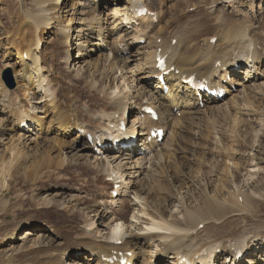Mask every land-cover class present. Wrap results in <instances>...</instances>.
<instances>
[{
	"label": "rangeland",
	"instance_id": "rangeland-1",
	"mask_svg": "<svg viewBox=\"0 0 264 264\" xmlns=\"http://www.w3.org/2000/svg\"><path fill=\"white\" fill-rule=\"evenodd\" d=\"M150 1L151 5H157V7H159L158 9L166 11L167 17L170 16L169 18H171L172 16L174 18V25H176L178 19L181 24L184 23L185 25H188V27H192L193 23H196L197 21L203 22V24L201 23L195 28V36L198 37V42L202 45V40L209 36L212 30H214V26H212L211 23L217 21L218 16H223L225 17V21L232 23L247 19L257 25L258 31H264V0H161V4L159 3L160 0ZM66 2L67 4L64 5L58 4L56 0L52 2V8H55V11L59 10L56 12V15H59V18L54 21L52 25H49V29L52 28L49 33L43 35V30L40 33L44 38L40 43L42 49H39V53L42 57V65L48 69L44 70V73L48 74L46 82L53 79L60 81L58 88L62 91H59V98L62 99L66 105L71 104L72 110H75L76 106L81 109L83 108L88 112V105L92 109L99 106V102H96L97 98H95V92L90 91L87 88L89 83H84L82 79H77V68L80 65L68 64V66L65 61V53L68 47L71 48V57L75 58L78 54V49H76L75 46H77L76 43L78 42L77 40H79L78 34L83 33V31L79 32L77 29L80 20L83 17L81 14L83 4L75 6L76 2H74V6L72 7L73 0H67ZM81 2L84 3L85 1ZM98 4L96 14L104 18L108 17L110 18V21H113V15H111L112 18L109 17V13H112L111 8L115 5L113 0H98ZM76 10H78L77 13ZM85 10L86 12L84 13L86 14H84V17L88 20L91 19L94 15V11L89 7H86ZM33 14H38V9L34 0H0V19L2 21V26H0V40L1 38L2 40L0 44L2 43L5 45L1 48L0 53L3 54L5 52L6 47H8V44H6V38L11 37V34L8 35L5 33V30L7 29V31L10 32L17 30L22 35L24 32L28 35V29L31 28L29 24L31 23ZM71 17H74L75 20L68 22L67 19ZM28 18L30 19V23L23 26L21 24L22 20ZM163 24L164 22L158 24L156 29L154 28L152 30L151 35L163 26ZM102 26L106 27L108 25L104 22ZM63 27L71 28V31L69 32V42H66L65 39L62 38V35L65 34ZM109 27L111 26L109 25ZM21 28L26 31L22 33L20 31ZM219 28L222 32L223 27L221 26ZM107 29L109 28L107 27L106 30ZM133 29L135 28L130 27L127 29V41L133 46L131 48L133 52L142 51L140 56H142V53L144 55L149 53L148 50L150 45L152 46L150 49L151 52L154 49L153 47L156 40L160 41L161 39L154 37V40L152 41L153 35H150L148 36V45L143 44L146 47H143V45L140 44L133 45L136 43L135 40L132 39L136 32V30ZM168 29L170 30L171 28H165L164 33L168 31ZM105 33L107 39L105 38L104 41H101V37L97 38V35L96 37L94 35V38H91L90 40L94 45L91 43L88 44L89 48L93 47L97 50H94L95 53L87 58V61L89 58L92 59L90 65L91 70L89 71V74H92V77L89 76V79L87 80L89 82L94 81L93 74H96L95 76H97L98 73L102 72L109 76L108 79H105L106 84H110V80L116 78L113 86L118 84L122 90L124 88V79L127 80V78L131 77L132 73L129 71L136 66L137 62H126L125 59H122L124 57L121 53L119 42L122 41L123 43L124 40L121 39L119 33H115L113 36L108 30ZM164 33H162V37L168 38L167 33ZM86 37L89 36L86 34ZM64 43L67 45L70 44V46H64ZM103 44H106V47H109L106 48ZM234 45L235 44L232 43V46ZM10 49L11 48L9 47V50ZM235 53L243 55V52L239 49H235ZM12 54L11 56H6L9 62L5 61L0 56V91L2 86L9 91L11 90L12 93L10 97L12 101L15 102L13 105H16L17 108L26 106L28 104L27 102H29V100L26 102V99H30V97L31 102H33L32 105L38 104L41 106L46 102H49L52 97H45V90L34 89L28 92L25 91L26 86H24V83L19 82L22 74L18 72L19 67L16 65L18 55H16L15 52ZM118 58L119 60H117ZM120 59L124 61H121ZM115 60L119 61V63L117 62L118 66L121 64L127 68L126 74L125 70H116L114 66H112ZM84 66L85 68L87 67L83 64L80 74L84 73ZM261 69H264V67ZM68 70L70 71L68 72ZM254 70L258 73L256 68L252 71ZM263 74L258 73L259 79L256 81H250L247 79L246 81H240L241 84L245 83L250 85L244 86L245 88L242 87L243 85H236L233 82L238 88V91L230 94L228 98L226 97L221 103H218V105L204 102L203 106L206 108L208 106L214 107L215 105H217L215 108L216 110L220 109V107L228 108V106H232L233 108L227 115L224 114V112L222 114V111L219 113H211V111L206 113V111H201L194 114V121L197 124L203 125L199 130L200 136L195 135L193 132V129L196 128V124L190 126L185 123L186 126L184 125L179 131V135H181L180 151L177 153L174 161L168 164V166H164L167 173H164L162 168L156 169L152 178L149 176L148 169L156 168L158 163L157 158L149 160V155L146 160H143L140 158L143 156L132 155V158V156L125 154L122 157L124 161L121 162L117 158L116 160H113L114 153L111 152V154L96 155L93 148L89 147L91 146V143L86 136L85 139L87 143L85 149H87L88 154H92V156L89 157L88 162H86L87 164L82 165L72 163L69 165L68 159H71L73 152H69L68 149H66L63 154L65 162L59 164L57 161H61L62 154L59 150H54L55 148H53L51 142L48 141L55 137L54 134L56 132L53 131L46 134V129H44V131H40V134L37 133L35 127H31V129H27L29 131L28 133H24L22 140H16L19 138V135L12 140V131L9 130V128H6L5 124H7V119H9L12 124L13 119L7 116V114L2 113H8V110H4L5 107H3V103L0 104V158H3L2 156L4 155H8V157L11 155L10 151H7L4 154V151L10 146L20 149L23 155L15 165L13 164L14 166L12 165L13 167L11 170L0 171V240L7 234L15 232L17 228L18 231L15 235L20 233V229L22 230V233H25L26 229L31 230L26 240L15 242L5 240L3 244H0V264H2L12 253L17 256H22V254L26 253H31L32 255L37 256L38 254L36 253V250H40V247H37L38 249L34 248L33 241L37 239V233L47 231L49 226L58 230L57 234L54 233L53 235L54 238H56V243L61 244L62 251H65L66 248L77 245V243L82 244L81 247L84 245L93 246L95 243L99 245L110 244L112 241V234L114 233L112 231L114 226L111 228L110 225L116 218L114 217L116 216L115 213L120 212L123 204L126 205L124 219L113 223L115 225L118 222L122 225L121 231H118L120 236L117 238L120 239L121 237L122 240L128 238L130 241L137 239L136 242H138V244H134L135 248L138 247L140 239H142V242L140 243L141 245H145L144 242L146 241L147 244H152L154 250L159 251L162 248L164 239H160L157 235L149 238L148 236L151 235L149 234V231L154 230L156 232H161L160 235L177 233L174 231L175 229L163 225L162 222L165 221H163L162 218L168 219L169 221L174 219L172 218L173 216L182 218L184 207L180 203L183 200V196H186L185 198L188 201L186 207L191 208V212L196 213L199 208V201H203L207 196L211 198H219V200L223 199L225 203L224 205L227 206L233 203L232 201L234 200L235 195L239 192L244 193L246 196L256 198V207L252 210H247L248 213H245L246 210H243L245 212H242L240 209H235V211L230 214V219H233L234 221L232 224L237 230V234H242L245 228L251 227L246 231L245 238L256 240L255 245H261L260 249H262L264 247ZM110 76L112 78H110ZM139 76L140 75H138V77ZM102 77L103 75L97 76V80L100 81ZM135 77H137V74H134L133 79H135ZM42 79H45V77ZM240 79L242 80V78L237 77L236 80ZM136 83L137 81L135 80L133 84L129 83V86L133 87L137 85ZM53 85L54 84L52 83V86ZM84 86L85 89H83ZM129 86L126 87V93L131 90ZM136 89H138V87ZM156 90H159V88H156ZM136 91L137 90L134 88L132 89V92H135V94H137ZM109 94L111 95V93ZM109 94H106L109 96H107L108 99L114 97H111ZM247 94L252 96V105L250 104V106L246 105L243 100ZM19 97L23 98V100ZM234 98L236 99L234 100ZM101 102L102 101H100V103ZM198 109L201 110L202 108L199 107L196 110ZM130 110L133 113V108ZM29 113L33 114V112L28 111V114ZM43 114L44 112L42 111L40 116H45V114ZM134 114L135 113H133V115ZM88 115L90 114L82 113L81 115L82 120L87 119V121L84 122L85 125L90 123V125L88 124L89 127H96L100 123H103L98 119V113L95 114V121L92 123L88 120ZM189 117H192V115L189 114ZM235 118L238 120L235 121ZM2 120H4V122ZM131 123L132 121L130 124ZM75 135L77 134L73 132L65 139L70 141ZM9 137H11V140ZM85 149L83 151H85ZM113 152L116 151L113 150ZM44 155H46L45 158ZM107 155L109 156V160L115 161L114 166H116L117 163L122 165L126 163L129 166H124L122 167L123 169H121L124 181L123 186L118 189V195L114 196V201L116 202H113L112 198L109 196V194L112 193V185L111 182L107 181L105 178V176H109V174L106 175V171L101 170L107 166L106 163L109 161L108 157H106ZM136 155L139 154L136 153ZM134 157L137 158L134 159ZM47 158L51 160L45 161ZM138 158H140L139 161H137ZM7 159L8 158L5 157L6 161ZM139 162H143V167L139 165ZM34 163L35 165L33 166L32 164ZM99 164H101V167L98 166ZM102 164L104 165L103 167ZM93 166H95V168ZM93 169L98 171L101 170L99 172V179L96 178L97 174H93ZM181 170H185L186 173H192L193 175L198 173L196 176L199 178V182L196 181L197 178H193L189 183L182 187L184 184H182L181 181L176 183L175 178L177 176H175V174ZM90 179L94 182L92 185L90 183V185H88ZM1 182H3V185H1ZM133 185H136L135 190L132 188ZM153 185H155V188H152ZM65 187H67V189H65ZM190 187H195L197 192H191ZM179 191L182 193L178 194ZM137 195L140 196V198L137 197ZM165 196L168 197V200L163 205L162 198ZM108 198L111 199L107 200ZM161 200L162 202H160ZM160 205L162 207H160ZM156 210L162 212L164 216L161 214L157 215L158 221L154 222L152 217L156 216L154 214ZM102 212L106 216L102 215ZM250 213L252 214L251 216ZM243 217L247 222L243 221ZM248 217L250 218L249 220H247ZM235 218H239L241 222L239 219L236 220ZM226 220L223 222H228ZM92 221H95V224L89 225ZM24 223H31L33 227H31V229L27 226L23 227ZM253 225H258V227ZM140 236L143 238H140ZM86 238H89V243H86ZM260 239H263L261 243L258 241ZM194 243L200 245L201 241L199 243L194 241ZM145 250L146 249H143V247L140 246L137 249V251ZM65 252L66 254L62 258L65 262L67 261L68 264H97L98 262L92 260L91 263H89L85 251L77 249L72 252V255L74 256L72 260L71 257H69L70 254L67 253V251ZM170 253L172 252L167 254ZM248 253L249 255L251 254V252ZM44 254L45 253L42 252V254H40L41 256L38 255L37 259H39L40 262H36L37 264H42V261L47 259V255L45 254L44 257ZM42 256L43 258H41ZM225 258L226 257H221L219 264H224L226 261ZM168 259L169 258L164 257L163 260L156 262V264H166L167 262L165 263V260L167 261ZM29 261H31V259H29ZM138 264H142L141 259Z\"/></svg>",
	"mask_w": 264,
	"mask_h": 264
},
{
	"label": "bare ground",
	"instance_id": "bare-ground-1",
	"mask_svg": "<svg viewBox=\"0 0 264 264\" xmlns=\"http://www.w3.org/2000/svg\"><path fill=\"white\" fill-rule=\"evenodd\" d=\"M53 1L54 0H34L38 9V14H33L31 23L29 18L23 19L21 22L23 26L30 23L29 25L31 26V28L28 29L29 32L28 35L25 34L24 31L26 30L25 29L23 30V28L20 29L22 33L24 32L23 35L20 34L17 30L10 32L7 31L6 29L5 33H7L8 35L11 34V37L6 38L7 43L6 42L5 43L8 44L7 45L8 47H6L5 52L3 54L0 53V56L5 61H8L6 56L8 55L11 56V54L14 52L16 53V55H18L17 56L18 60L16 65H18L19 67L18 72L22 74L20 76L19 82L24 83V86H26L25 88L26 92L34 89H40V90L42 89L45 90L46 93L45 97H52V99L41 106L38 104L32 105V103L29 101L28 104L30 105L31 108L29 106L26 107L28 105L27 104L26 106H22L19 107L18 109H15L12 107L14 101H12L11 97L8 96L9 90L2 86L0 91V104L3 103V107H5L4 110H8V113H4V112L2 113L7 114V116L13 119L12 124L10 123L9 119H7V124H5L6 128H9V130L12 131L13 134L12 140L18 135L19 138L16 140H22V136H24V133L29 132L21 125V122L22 121L24 122V120L27 117L36 121V124L32 127H35L37 133H40V131H44V129H46V134H49L50 132L53 131L56 132L54 134L55 137L49 139L48 141L51 142V145L53 146V148H55L54 150H59L60 153L62 154L60 159L61 161H57L59 164L65 162L64 161L65 158L63 159V154L66 149H68L69 152L71 153L73 152L71 159H68L69 165H71L72 163L82 164V165L87 164L86 162H88L89 157L92 156V154H88L87 149H85L87 143L85 136L87 137L88 132H90L94 136V139L92 141H90L87 137L88 141L91 143V146L89 147L95 150V147L98 144V142H100V144L104 143L105 145L99 148L100 152H102L103 154L114 153L113 160H116L117 158L121 162H123L124 159H122V157L123 155H125L124 152L126 151V147L128 146H124L116 150V152H113V150L115 149L112 146L114 140L107 142V138L109 136L123 138L121 137L120 132L112 128L110 125L115 121H117L119 116L123 115V113L129 108V103H133L134 107H131L133 108V113H135L134 115H132L133 125L138 126V124L136 123V120H138V123H141L142 126L140 132H138L136 127L134 129L132 128L130 129L129 126L128 128H129V132L132 134L131 136L136 134L139 136V142H141V145L144 148L141 149L138 146L135 147L131 146L129 147L130 154L131 153L139 154V152L143 150V153L145 154L150 153L149 160H153L156 158L158 159L156 168L154 167L153 169H148L150 178L153 177L154 171H156V169L162 168L164 173H167L166 168L164 166H168V164L174 161L177 153L180 151L181 135H179L180 134L179 131L180 129H182L184 125L186 126L185 123L189 124L190 126L196 124V128L193 129V132L195 135L200 136L199 130L203 127V125L197 124L194 121L195 120V116H193L194 114H197L198 112L201 111L202 112L211 111V113H219L222 111V114L224 112V114L227 115L229 114V111H231L233 108L232 106H228V108L220 107V109L216 110L215 108L218 105V103H221V101H223L228 95L223 100H215L211 96L208 97L207 93L205 92H199L195 89H192L188 84L184 83V80L193 74H195L197 77L200 78L206 77L210 74L211 75L216 74L219 77V79L214 80L213 83L217 82L223 84L226 87L227 93L232 94L234 90L232 91L229 88L232 87V85L235 86L234 83L236 85H239L241 84L240 81H246V79L250 80L251 78H253L252 80L254 81L258 80L259 79L258 73L260 74L261 68L264 67V33H263L264 31L263 32L258 31L257 25L251 22L250 20L243 19L238 22L232 23L225 21L224 20L225 17L218 16L217 21H213L211 23V25L214 26V30H212L209 36H207L203 40L201 39L203 43L202 45L201 43L198 42V37L195 36V28L201 23L203 24V22L197 21L196 23H193L192 27H188V25H185L184 23H182L183 24L182 25L178 19L177 23L175 22L176 25H174L173 24L174 18L172 16L171 18H169L170 16L167 17L166 11H162L163 9H161L160 12H156L158 23L153 22L154 16L137 17L134 11L135 7L138 6L139 3L146 5L145 2L146 0H113L115 5L111 8L112 13L111 12L109 13V17L113 15L114 18L113 21H110V18L108 17L104 18L96 14V9L98 8L99 5L98 0H73L72 7L74 6V2H76L75 6L83 4L82 12H81L83 17L81 18L79 23L80 27L79 26L77 27L78 31L79 32L83 31V33L78 34L79 40H77L78 42L76 43L77 45L76 47H78L77 56L75 58L71 57L70 54L71 48L68 47L70 46V44L67 45L64 43L63 45L68 47L67 49L68 51L66 52V60H65L67 62L66 64L80 65L77 68L78 69L77 79L80 80L82 79L84 83H89V86L87 88L90 91L95 92V94L98 93L99 96L103 93L107 94L109 90L116 91L118 88H120L118 84L113 86V83L115 82L116 78L111 79L110 84H106L105 79H108L109 76L107 74H103L102 72L98 73L97 75V76L103 75L100 81L97 80V76H95L96 74H93L94 81L89 82L87 80L89 79V76L92 75L89 74L90 73L89 71L91 70L90 65L92 63V59L89 58V60L87 61V58L91 54L95 53L94 50H97L96 48L93 47L89 48L88 44L91 43L90 40L91 38L92 39L94 38V35L95 37L97 35V38L101 37V40L104 41L106 38L105 32L107 30L111 33L112 36L115 33H119L121 39L124 40L123 43L122 41H120L119 43L121 47V53L125 61L137 62L136 66L134 67L136 69L132 68L129 71L130 73H132L131 77L127 78V80L124 79V88L122 90L120 89L114 95L113 98L111 99L107 98V100H104L103 104L101 105L99 104L100 107L95 105L96 107L93 110H98L99 118L104 119V123H100L96 127L94 126L89 127L88 124L90 125V123L87 122L88 124L85 125L84 122L87 121V119H84L85 118L84 117L83 118L84 120H82L81 115L82 113L88 114L90 112V109L87 112L83 108L81 109L75 106V110H72L71 104L66 105V103H64L63 100L59 98V91H62L58 88V84L60 81L53 79L46 82L48 74L44 73V70H48V69L44 67L41 63L42 57L40 56L39 53V47H40L39 45L44 37L40 33L42 32V30H43V35L49 33V31L52 29V28L49 29V25H51L54 22V18H56V20L59 18V15H56V12H58L59 10L55 11V8H52ZM66 1L67 0H56L58 4H62V5L67 4ZM81 1H85V2L82 3ZM161 2L162 1L160 0L159 3L161 4ZM86 7L87 8L89 7L91 10L94 11L93 17H91V19L89 20L84 17V14H86L84 13L86 12L85 10ZM149 8L154 11L159 7H157V5L156 6L152 5ZM77 11L78 10H76V13ZM132 19L135 20L132 21ZM67 20L68 22H70L71 20L72 21L75 20V18L71 17L68 18ZM137 21H139L142 24V28H140V31L135 34V37H133L134 40L141 39L144 37L147 38L148 40V36L151 35L152 30L154 28L156 29V26L162 22H164L163 26H161L158 30H156L152 34L153 35L152 41L154 40V37L155 38L162 37L163 35L162 33H164L165 28L169 27L171 29L170 30L168 29V31L165 32L167 33L168 38H165L163 44H160L156 41L155 45L153 44L154 49L151 52L150 49L152 48V46L150 45L148 50L149 53L146 55L142 53V56H140V53L142 51L141 52L135 51L136 53L133 52L131 49L133 46L130 45V43H128L126 39L128 38L127 25L132 24L133 22L135 23ZM1 22L2 21L0 19V26H2ZM104 22L107 23L108 26L103 27L102 25ZM109 25L111 27H109ZM221 26L223 27L222 32L220 31L219 28ZM107 27L109 29L106 30ZM63 28L62 29L64 31H67L68 34H66L65 32V34L62 35V38H64L66 42H69V32L71 31V28L70 27H63ZM86 34L89 37H86ZM214 38H216V41L212 42ZM173 40H176V42L173 43ZM232 43H234L235 45L232 46ZM4 46L5 45H3L2 43L0 44V52H1V48H3ZM9 47L11 48L10 50ZM143 47L146 46L143 45ZM159 48H162L163 54H167L168 68L171 66H175V69L172 70L167 77H165V80L170 87L167 90V93H164L163 91L164 85L162 84L161 81H158L156 77L157 74H160L158 70L155 68L156 65L155 54L159 50ZM235 49L241 50V52H243V55L236 54ZM117 60H119V58ZM117 60L114 61L112 66H114L116 70L117 69H121L122 71L125 70V74H126L127 68L121 64H119L120 66H118L117 62L119 63V61ZM243 60H246L248 63L251 64L245 66ZM83 64L86 65L87 67L85 68L84 66L85 71L83 74H80ZM235 64H238L242 68H245L243 70L244 74H242L243 72H241L242 68L238 71L235 70L234 68ZM253 67L256 68L258 73H251ZM45 74L47 75V77ZM134 74H137V77H135V79H133ZM138 75L140 76L138 77ZM43 77H45V79H42ZM237 77L242 78V80L241 79L236 80ZM262 77H264V74ZM110 78L112 77L110 76ZM154 79L156 80V83L152 81ZM135 80L137 81L136 83L137 85L130 87L129 83L133 84ZM44 82H46V84H44ZM52 83L54 84L53 86ZM241 85H243L242 87L250 86L249 84H245V83ZM128 86L131 88V90L130 92L126 93L125 90L126 87ZM137 87L138 89H136ZM133 88L137 90L136 91L137 94H135V92H132ZM156 88H159V90H156ZM83 89H85V86ZM251 97L252 96L250 94L249 95L247 94L245 99H243L245 104L248 106H250L251 104ZM235 99L236 98H234V100ZM202 101L207 102L209 104L214 103L217 105H215L214 107L205 105L208 107L207 108L203 107L201 110L200 109L196 110L197 108L201 107ZM18 102L21 103L20 101ZM147 105H151L158 110L159 119L157 121L151 119L150 115H143V117H141L142 109L144 106ZM174 108H176L177 110L182 109L183 116L178 117L174 113ZM39 109H41L44 112L45 116L41 117L36 114V111ZM29 110H33V114L30 113L28 114ZM69 111L75 112L74 113L76 116L75 120L70 117ZM24 114L26 115L24 116ZM189 114L192 115V117H189ZM94 116H92L91 114L88 115V120L93 119ZM237 120L238 119L235 118V121ZM2 121L4 122V120ZM90 122L92 123L94 121H90ZM157 125L163 126L168 131L167 135L160 144L157 143L156 141L157 137L151 139L150 141H147V136H145V131L148 132L151 127ZM78 129L84 130L85 134H82ZM73 132H75L77 135H75V137L72 138L70 141L66 140L65 138L71 135ZM9 138L11 140V137ZM110 142H111V147L109 145ZM84 149L85 151H83ZM7 151L8 152L10 151L11 155L9 157L8 155H4L2 156L3 158H0V171L11 170L12 167L23 156L20 149H16L11 146L4 151V154ZM45 156L46 155H44V158ZM133 156H138V155H133ZM5 157L8 158L7 161L5 160ZM106 157H108L109 160V156L107 155ZM136 158L137 157H134V159ZM140 158L146 160L147 157L143 156ZM140 158H138L137 161H139ZM49 160L51 159L47 158V160L45 161H49ZM113 160H109L108 163H106L107 165L106 168L101 170L106 171L107 174H109V176L114 175V184H115V183H119L118 180L122 178V175L120 174V170L123 169L122 167L128 165L126 163L124 165L117 163V165L114 166L115 161ZM142 164L143 162H139V165H141V167H143ZM32 165L34 166L35 163ZM98 166L101 167V164H99ZM103 166L104 165L102 164V167ZM93 167L95 168V166ZM93 170H92L93 174L94 173L97 174L96 178L99 179L100 177L99 172L101 170L100 171L95 169ZM196 175H198V173L193 175L192 173L190 174L186 173L185 170H181L177 172V174H175L176 183L181 181L182 184H184L182 187H184L193 178H197ZM198 179L199 178H197L196 181H198ZM92 181L93 180L90 179L88 185L90 184L92 185V183H94ZM1 185H3V182H1ZM192 187H190L191 188L190 191L191 192L193 191V193L197 192L196 188L195 187L192 188ZM132 188L135 190L136 185H133ZM152 188H155V185H153ZM65 189H67V187H65ZM181 193H182L181 191L178 192V194ZM244 195L245 194L242 192L237 193L235 195L234 200L232 201L233 203L227 206L224 205L225 203L223 199L219 200V198L217 199L207 196V198H205L203 201L201 200L202 202L199 201V208L196 213L191 212V208L186 207L188 201L185 198L186 196H183L182 202L180 203L179 201V203L184 207L182 218L173 216L172 218L174 219L170 220L171 222L168 219L162 218L163 221H165L162 222L163 225H166L169 228H173L175 229L174 230L175 232L178 231L181 234H175V235L163 234L161 236L159 234L160 232H156L154 230L149 231V234H151L148 236L149 238H152L155 235H157L159 236L160 239L163 238L166 239L167 242L164 240V243H162V248L159 251L154 250L152 244L150 243L147 244L146 241L144 242L145 245L143 244L141 245L140 243L142 242L141 241L142 239H140L138 247L135 248L134 244L136 243L138 244V242H136L137 239H133V241H130V239L128 238H126L125 241H123V243L119 246H116L113 242H110V244L99 245L95 243L93 246L84 245L81 247L82 244L77 243V245L69 247L70 249L66 248L65 251H67V253L70 254L69 257H71V260L74 258L72 252H74L75 250L78 249L81 251H85L87 253L86 256L89 263H91V261L94 260L96 262L98 261L97 264H119V261L122 257H127L130 262H133V264H138L140 259L142 260V264H153L154 262L153 257L156 256L160 257L161 255L167 256L169 258L167 261L165 260V263L167 262L166 264L168 263L185 264L186 262L182 261L184 256L189 258L196 254H201L202 248L206 247V251H207L206 255L207 254L212 255L210 256L211 257L210 261H213V264H216V262H218L219 264V260L221 259L219 255H224V254L225 257L227 258V261H225L224 264H227L228 262L231 264H264V247L260 249L261 245L259 244L255 245V249L257 250L254 251L252 247L253 244L256 242V240L245 238L246 231L251 227L245 228L242 234H237V230L232 224L234 223V221L233 219H230L231 218L230 214L233 213L235 209H240L242 212H245L243 210H246L245 213H248L247 210H252L254 207H256L255 205L256 198L252 196H246V195L244 196ZM137 197L140 198V196L138 195ZM162 200L164 205V203L168 200V197L165 196L162 198ZM162 200L160 202H162ZM113 202L116 201L113 200ZM125 206L126 205L123 204V206H121L120 212L115 213L116 216L114 217L116 218L114 219V222L124 219ZM160 207L162 206L160 205ZM154 214L156 215L152 217V220L154 222L158 221L157 215L160 214L163 215L162 212L157 210L154 212ZM102 215L105 214L102 212ZM251 215L252 214L250 213V216ZM244 217H243V221H246L244 220ZM235 219L238 220L239 218H235ZM249 219L250 218L248 217L247 220ZM224 220L228 222L225 223L223 222ZM239 221L241 222L240 219ZM113 223L110 225L111 228L112 226H114L112 228V231L114 232L111 237L112 240L113 238L120 236L119 232L122 229L121 224L117 222L114 225ZM93 224H95V221H92V223H90L89 225H93ZM201 224L203 225L202 227H200ZM25 226H27L30 229L31 227H33L31 223L29 224L24 223L23 227ZM255 227H258V225ZM17 231L18 228L15 230V232H12L11 234H7L5 237H3V239L1 238L0 244H3L5 240H10L11 242L26 240L28 238V234H30L31 232V230L26 229L25 233L24 232L22 233V230L20 229L19 230L20 233L15 235ZM57 231H58L57 229H54L52 226H49L47 231H41L37 233L38 237L35 241H33L34 248L38 249L37 247H40V250H36V253L39 256H41L40 254H42V252H44L47 255L46 256L47 259H44V261H42V264H68L67 261L65 262L62 258L66 254V252L62 251L61 244L56 243V238H54V235H52L54 233L57 234ZM183 232L184 234L182 235ZM140 238L143 237L140 236ZM86 239H87L86 243L87 242L89 243V238ZM262 240L263 239L258 240L259 243H261ZM194 241L197 243L201 241V243L200 245L198 244L196 245ZM237 243L242 244V247L246 248L245 252H251V254L248 256L245 262L243 260H237L234 257L232 246ZM139 246L143 247V249L146 250L137 251ZM217 248H220V250H218L220 251V253L216 251ZM114 250L121 251L122 255L118 254L117 255L118 258L116 257L117 260L114 263H111V261H109L108 259L115 255ZM169 252L172 253L167 254ZM45 254L43 255L44 257ZM38 255L36 256V255H32L31 253H26V254H22V256L21 255L17 256L16 254L12 253L4 260L2 264H37L36 262L39 261V259H37ZM43 256L41 258H43ZM29 259H31V261H29ZM201 261H207V260L202 259Z\"/></svg>",
	"mask_w": 264,
	"mask_h": 264
}]
</instances>
